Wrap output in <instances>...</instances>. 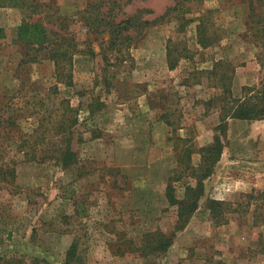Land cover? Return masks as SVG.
<instances>
[{"label": "rangeland", "instance_id": "obj_1", "mask_svg": "<svg viewBox=\"0 0 264 264\" xmlns=\"http://www.w3.org/2000/svg\"><path fill=\"white\" fill-rule=\"evenodd\" d=\"M34 1L28 20L74 38L78 51L68 84L43 56L19 64L24 46L16 32L28 16L0 7V104L22 109L17 128H0V264H264V118L221 121L230 95L264 83V48L250 27L248 0H194L120 51L107 49L106 31L85 24L107 12V0ZM117 1L118 21L137 11L152 19L177 0ZM62 99L79 119L67 141L75 156L65 167L51 158L65 142L39 120L46 109L54 118ZM42 131L46 137L37 138ZM216 135L222 153L180 226L166 187L183 198L201 149ZM20 139L36 158L22 156ZM210 200L224 202L218 222ZM162 235L172 238L163 252L155 248Z\"/></svg>", "mask_w": 264, "mask_h": 264}, {"label": "trees", "instance_id": "obj_2", "mask_svg": "<svg viewBox=\"0 0 264 264\" xmlns=\"http://www.w3.org/2000/svg\"><path fill=\"white\" fill-rule=\"evenodd\" d=\"M262 1L263 0H248V18L251 29L259 36L261 47L264 48V6L261 3ZM193 2L194 0H177L172 6L167 7L163 13L154 16L152 19L143 18L141 16L142 12L137 11L135 14L128 15L117 21L115 20L116 15L112 12L117 6L120 7L118 5L119 2L117 0H107V3L109 4L107 12L103 13L100 17H96L95 20H92L89 24H85L87 28H92L91 26H93L97 29L100 28L101 31H106L109 35L107 49L111 51H120L124 46L126 48L129 47L130 43L136 39V36L141 30L159 22L170 20L171 16L176 14L175 12H177V14L185 11L187 12V10L192 8ZM186 3L188 5H186ZM6 6L17 7L23 11L25 16H28L22 20L17 27L16 32V39L24 46L23 57L19 64H28L37 59H41L43 56V58H47L53 62L55 79L68 84L71 81L70 67L73 55L78 51L77 43L74 41V38L63 36L58 32L49 30L39 20H28L29 15L36 13L39 6L34 0H0V7ZM144 12L150 11L146 9ZM196 32L199 44L202 46L206 45L205 27L202 22L198 23ZM171 56L172 48L169 40L166 44L167 65L169 69H174L177 65V61H174ZM51 88H53L52 93L56 94L58 92L56 85L50 87V89ZM242 92L241 97H232L230 95L228 100L224 102L222 109L226 114L221 121H225L227 118L245 120L264 118V83L260 86H243ZM36 104V102L32 103L33 111L36 110ZM11 106L12 104L8 103V101L2 105L0 104V128L6 126L17 128L16 121L17 118L21 116L22 109L13 108ZM46 110L48 111L47 114H44L45 116L42 117V119L39 118L42 122H47L42 124L45 125L44 129L46 130L47 125L52 123L53 127L49 129H53V135L59 137L61 141L65 142L64 147L54 150L56 153H54V155L52 154L53 157L51 158H57L61 166L65 167L75 156L70 146L67 144V141L72 129L79 122L77 110L73 108L67 100L65 101V99H62L61 102L58 103L57 109H53L55 111L54 118L52 115L53 111ZM27 111H30V109H27ZM220 126L221 124L218 129L222 133L225 129H220ZM36 130L37 127L31 134H27L28 138H31ZM35 134H37V138L40 139L46 137L44 131ZM28 142V139H20L16 147L23 157L34 159L36 158L35 149L32 145H29ZM223 146L224 144L220 136L216 135L209 146L201 149L200 163L197 168L192 170L196 177L195 184L193 186L189 184L185 185L183 198L180 200L177 199L174 196L173 188L170 185H167L165 195L169 204L178 205L177 216L180 226L182 223H185V218L197 208L198 200L202 196L204 190L203 181L210 175L214 165L219 160ZM41 153V157L47 156L44 155L42 150ZM13 174V169L7 171V175L12 177ZM221 205H224L223 201H209L210 213L214 222H218V219L222 216L218 211V208ZM171 242V237L169 238L162 235L155 248L163 252L170 246ZM74 250V246H71L68 249V254L73 253Z\"/></svg>", "mask_w": 264, "mask_h": 264}]
</instances>
